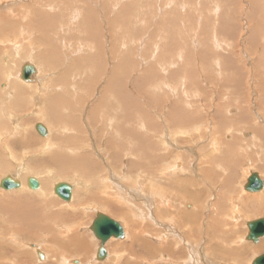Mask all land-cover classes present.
<instances>
[{"label": "bare ground", "instance_id": "6f19581e", "mask_svg": "<svg viewBox=\"0 0 264 264\" xmlns=\"http://www.w3.org/2000/svg\"><path fill=\"white\" fill-rule=\"evenodd\" d=\"M4 1L5 3L0 4V47L2 48L0 49V175L4 170V177H0V183L3 182L4 179L9 178L13 182L17 183V187L5 189L1 185L3 189L0 187V196L4 198L7 195V204H3L4 201H2L0 197V213L6 210L10 216L9 221L16 224L20 228L26 229L28 227L33 230H41L44 227L46 229H51V224H56L55 215L53 213H48L43 216L42 227V225L38 223L39 213L37 210L39 202L41 208H43L44 204L48 202L47 194L49 191H52L56 198L53 203L54 206H57L58 202L70 204L74 199L77 200L79 196H81L82 199L85 197L88 201L91 196L93 198L100 199L98 194L90 195V186H88V188H76V183L80 180L79 184L90 185L93 182L92 179H96L98 181V178H102L106 180V177L109 176L112 185H108L109 183L103 180L99 186V191L104 193L99 208L103 210L108 209L110 213H113L109 215V213L106 214L98 211L96 217H92V213L90 214V219L88 221V224H90L91 227L90 239L95 246V252L97 255L95 262L91 261L90 264H183L181 261L184 260V256L190 255L192 259L185 264H221L218 262V260H221L219 257L208 251L207 248L202 249L201 239L205 240L208 238H205L203 234H201L200 241L197 239L199 231L203 232L207 229L204 223H197L196 217H194L198 215L201 210L203 213V205L198 211L192 210L194 208L196 198L187 187V179L182 180V175H180V168L182 167L175 161V159L180 160L184 155L182 153L175 155L174 148L181 150L186 149L182 140H177L178 135L183 134V132L180 131L179 126H184L195 120L198 121V119H201L200 117H202V112H199L200 116H191L188 113H184V111L187 110L192 103L185 106L186 109L184 110L182 108L183 106L179 104L180 102L178 98H180V90L178 91L177 85H173L174 79L172 80V84L167 82L168 79L170 80V71L167 70L168 72L166 75L165 73L161 74L159 72L158 64L166 63L165 57H163L164 55H161L162 58H160V60L155 58L151 62H148V65L145 67L143 65L146 63L142 64L139 61L140 59H138V57L140 56H138L137 53H140L139 50L143 52L145 45L142 43L144 38L140 32L139 38L138 35H134L136 37L132 38L133 42H135V49L133 48L130 52L121 48L124 46L123 35H125L122 33V24L125 23L121 24V6L116 7L121 3V0H105L102 5V0H100L99 5L98 0ZM200 1L201 0L196 1L197 6H199ZM219 1H217L218 6L220 5L222 7V5H226L223 9L227 15H225V19L223 18L224 20L221 18V26L219 25L220 18L218 19L219 16H216L217 14H213L210 17L211 20L213 19L216 23V29L214 30V37L216 40L215 42H211L213 43V47H217L218 49L223 45L229 47L236 42V36L238 40L240 38L247 39V44L252 52V55L256 54L255 52H259V50L262 51V53H258L259 56L256 62L259 68L264 69V3H253L251 5L252 11H243V7L240 9L238 8L237 10L234 6L233 14L229 15L230 7L232 8L233 6H231L229 2L230 0H222L221 4H219ZM250 1L253 2L255 0ZM14 2H19L20 4H12V7H8L10 3ZM34 3L40 4V9L38 5H36L35 8L31 7ZM217 3L215 2V4ZM92 6H95L96 9ZM220 6L218 8H220ZM62 7H65L66 10L74 9V13L77 15L80 12L81 22H79V26L84 28L87 34L85 37L81 38L76 32H73L67 40L63 39V44L60 43L59 45L58 42L50 40L46 36V32L49 27L56 30H62L68 26ZM75 9L78 11H75ZM143 9H145V7ZM104 11L107 15L106 17L103 16ZM147 11L146 13H148ZM76 14L75 16H77ZM242 15L249 17L248 20L241 19ZM138 18L141 19L140 17ZM182 20L184 24L191 25L190 19H188V16L185 13ZM205 22L206 19L203 23L202 29ZM28 25H31L33 28H30ZM109 27L111 28L112 33L106 31ZM199 27L197 28L201 29ZM43 28L45 31V39H43ZM33 30L40 33L37 37L38 43L35 42L36 39L33 37L34 42L30 44L31 51L26 52L27 47L24 45V40L25 38L27 39L28 36L26 35L27 37H25L24 34L27 33L33 35ZM203 30L205 31L207 29L204 28ZM243 31H245V33ZM219 35H223L224 37H219ZM126 38L130 39V37ZM110 39H112V44L110 43ZM150 40H153V38ZM67 41L74 47L69 49L68 46V48L64 50ZM155 42L156 41L154 40V43ZM82 43H84L86 47L79 48ZM156 44L155 47L157 46ZM235 44L236 45L233 46L234 48L237 45L238 47L240 45L238 41ZM106 45H110L108 50L110 51L109 54L111 57H106V54H104L105 58L103 60L104 56L102 57L99 55L98 46L103 48L104 51H107L105 50ZM93 46L97 47L95 54L91 52L92 50L94 51ZM146 47L147 48L144 53L151 51V45H147ZM218 49L216 50L217 52H219ZM168 50L171 49L169 48ZM183 50L182 58L177 61L180 63H175V65L178 66V68H176L177 70L180 71L182 69L180 73L177 72L178 76L180 74V77L183 76L186 80L190 78L191 81L189 84L182 83L185 79L184 81H179L181 82L182 89L184 90L182 92L187 95V98H185V104H187L188 102H191L188 96H190V93L194 90L193 83L198 85V83L201 82H195V79H193V69L188 71L187 68H183V66L187 65V63H185V59H188L186 58L188 53L183 54ZM234 51L235 49L230 50L229 55L226 53L227 59H233V54L235 53ZM173 52L174 51H172L171 54ZM217 52L216 54H218ZM63 54L65 56H63ZM208 54L199 52V55L202 57V62L205 61V57H208ZM216 54L214 53V55H212L209 59L212 62L215 58L222 65V70L223 68L225 69L223 71L221 70L226 76V78L223 79L224 81H222V83L226 85L222 92L223 97L224 94H233L236 96L235 98L239 97L240 99H243V94L237 92L233 83V70L235 67H239L241 69V63H236L234 61L233 64L230 65L227 62V67H225L222 61H220L221 59L218 60ZM241 55L242 54L239 53V56ZM10 56L12 57L10 58ZM153 56L154 55L151 57ZM22 60H25V62L22 63ZM107 60H110V64ZM106 63L108 64L106 65ZM220 64L217 65L218 70L221 68ZM25 65H32L36 68V73L32 74L28 81L22 79V70ZM43 66L46 67V71H50V75H48L44 80L41 78L44 68ZM52 70L57 73H54ZM214 70L212 71L214 72ZM176 71H171L173 72L172 76L174 78L177 76ZM212 71L210 70V72ZM87 73L90 74V77L94 81L91 82L92 84L90 83L91 80L89 81L85 79L89 78ZM106 76L108 77V81L104 89V91H106L105 97L103 96L101 99L90 104V97L94 94V92H96L98 85L102 84L103 79ZM210 81H213L212 78ZM92 85L96 87L94 88ZM239 85L241 86V84ZM199 86H204V84H199ZM129 88H132V92L129 91ZM143 89H149V92L152 93L149 94L150 97L147 101L148 103L146 102L147 105L149 104L148 108L147 106H142L141 104L143 103H140V101L135 97L136 95L140 97L139 94ZM161 89H166L163 92L161 91V94L166 95L167 93L172 92L174 94L172 98H175L174 102H172L174 103L173 106L171 105L167 111V119L166 115H163L165 114L163 111L161 112L162 114L160 113L159 115L155 113L157 117L150 113L151 111H154V107L156 109H160L158 107L159 104H161L160 102H163V105H161L162 107L165 104L164 102H168L167 98L160 99L159 101V90ZM79 91H83V94L78 93ZM196 92L197 91H195V93ZM161 94L160 96L162 97ZM77 95L81 96L80 100L75 98ZM176 97L178 98L176 99ZM198 99L199 98H197V100ZM260 101L264 107V97H261ZM78 102H81L84 106H86L84 108V112H91L90 114L93 119H98V117L102 116L109 119L103 122L111 124L113 139H117V146L108 148L113 150L112 155L104 153L102 147H99V149L95 148L93 146L94 142L82 137L78 133L71 138L62 137L58 144H69L71 153H78V151L81 153L82 150H85L86 153L80 155L79 158L66 160V158L60 154V150H55L52 146H41L40 152L43 154L41 161L45 160L47 162L45 165L48 167L50 172L55 173V171H59L60 173L58 175H56V173L55 175H51L50 172H46L45 175H47V177L44 179L41 178L40 181L38 176L45 170L25 172L23 157L27 150V144L23 142L20 135L22 127L26 129V123L23 121L24 118H22V115L35 109L38 115L49 113L53 121L61 122L68 119V117L63 115L71 114L74 109L75 111L77 110L75 105ZM22 106H26L28 111L22 112ZM226 110L228 111L227 108L225 111ZM212 116L214 119L218 117V111L212 114ZM204 120H206V118H204ZM245 120L246 116L244 115H234L229 121L234 127L235 124L242 125ZM93 124L96 125L97 121ZM171 125L175 127L173 130L176 132L173 136L169 133ZM43 126L46 128V125ZM46 130L48 132L47 128ZM200 130H202L201 127ZM207 133L210 135L211 140L209 145L212 147V150L215 151L216 146L219 145L213 136L216 131L215 129H212L211 132L207 131ZM11 135L13 138H10ZM258 135L264 138L263 132H258ZM10 139L13 140L11 141ZM75 140L79 141L78 145L72 144ZM111 143H114V140H112ZM201 146L203 147V143L199 144V149H203ZM102 153L104 158L101 155ZM12 157L17 158V160L20 159L19 162L12 160ZM209 159L212 161L213 157ZM64 162H66L68 166ZM114 164L118 167L117 172L115 171L116 174L111 168V166L115 167ZM234 164L236 165V163ZM102 167L111 170H108V172L107 170L98 169ZM206 167H208L206 162L203 164L198 162L193 164V169L196 172L197 178H202L203 173H207L209 171V167ZM123 170L125 171L123 172ZM105 172H108V175H104ZM119 173L123 175L121 176ZM125 175L128 177L126 176V178ZM31 178H35L38 181V189L32 190L29 187V179ZM122 179L123 181L126 179V183L128 185H125ZM120 183H123V185ZM61 184H68L71 186L72 197L70 201H64L56 193V189ZM216 185L217 183L214 184V186ZM86 189L89 191L88 195L82 192ZM206 189L211 191L210 187H207ZM76 190H78V192H76ZM92 190L96 191L97 187L93 186ZM78 194L79 196H77ZM263 195L264 192L263 194L256 192L251 194L249 197L257 199L256 204L258 205V203H261L260 199ZM122 197H124L123 200L125 203L120 202ZM82 199L80 201H82ZM222 202L224 203L223 200ZM251 202L254 203L255 200H251ZM125 204L128 206L125 207ZM16 207L20 210L17 211L13 217L12 213ZM263 209L264 206L261 207L258 212ZM221 210V208L215 209L214 214L219 216L222 214ZM100 213L105 214L119 222L123 227L124 236H111V238L109 237V239L102 244V240L95 235L92 229V225ZM140 216L148 219L149 223H147V231L148 234L153 237V242L142 240V236L139 234V231H145L146 225L144 226V223L142 222L143 218ZM208 217L210 220V226L208 229L211 233V239H217L221 232L220 224H216L215 221L218 220H214L213 216L210 214ZM240 218L243 217L239 216L237 220L239 221ZM74 221L77 223L79 221L82 222L81 215L76 216ZM85 224H87V221H85ZM223 230V233H225L224 228ZM128 234L133 236L129 245H111L112 241H123L128 239ZM227 235L228 237L234 236L231 233H227L226 236ZM65 238L66 237H61L56 239V244L61 249H64L68 243L66 242L67 238ZM25 242L35 244L28 238L25 239ZM186 244H188L187 249H189V251L183 253V250L186 249ZM28 245L30 246V243ZM136 246L138 249H136ZM101 248H104V254L100 255ZM221 248L222 251L232 253V250L228 247L221 246ZM247 249L248 247L238 255L239 260H233L232 263L247 264L244 257L247 253L244 251ZM68 251L72 254H89L88 252L81 250L76 241H72L68 244ZM111 252H116V259ZM124 252H129L132 256L127 257L125 260L124 257H122ZM41 253L44 257L41 254L40 257L42 258V261L39 260L38 263L45 264L48 260V255L43 252ZM52 253L54 257H57V250L55 252L52 251ZM133 254L136 255L135 258ZM263 254L264 253L258 252L257 257ZM257 257L253 258L252 264ZM147 259L148 261L146 262ZM77 261H79V259H74L73 262ZM0 264H2L1 261Z\"/></svg>", "mask_w": 264, "mask_h": 264}, {"label": "rangeland", "instance_id": "374dc122", "mask_svg": "<svg viewBox=\"0 0 264 264\" xmlns=\"http://www.w3.org/2000/svg\"><path fill=\"white\" fill-rule=\"evenodd\" d=\"M149 1L151 2L152 5L150 4ZM196 1L197 0H191V1L190 0H169V1L157 0L156 2V0H144V1L143 0H134V1L133 0H121V3L116 6V7L121 6L120 7L121 18H122L121 24L125 23V24H122V33L125 35H123L124 36L123 37L124 46H122L121 48H123L125 51H130V52L133 48L135 49V45H134L135 42H133L132 38L136 37L137 35L139 38V35H140L139 32H140L144 38L142 43L145 45L143 48V52L139 50L143 56L139 52L137 53L138 56H140V57L136 56L138 57V59H140L139 61L142 64L146 63L145 65H143L145 67L148 65V62H151L155 58L160 60V58H162V56L164 55L163 57H165L166 63L158 64L159 72L161 74L165 73L166 75L167 72L170 71L169 72L170 80L168 79L167 82L169 84H172L173 83L172 80L174 79L173 85L178 86V91L180 90L181 100L178 97H176V99L178 98L180 102L179 104L183 106L182 108L184 110L186 109L185 106L192 103V105L189 106V108L185 110L184 113L186 114L188 113L189 115L194 116V115H199V112H202L203 118L200 117L201 119H198V121L195 120L184 126H179L180 131L183 132V134L178 135L177 140H182L186 149L181 150V149L174 148L175 155H177L178 153H182L184 155L183 158H181L180 160H176L175 155H174V159L176 163L182 167L180 168V175H182L181 177L182 180L187 179V187L196 198L194 208L192 210L198 211L201 209L203 205V213L201 210V212H199V214L194 217H196L197 223L199 224L204 223L207 229L206 231H203V232L199 231L197 239H199L200 241L201 234H203L205 238H208L205 240L201 239L202 249L207 248L208 251L212 252L217 257H219L221 260H218V259L217 260L221 264H229V263L233 264L232 261L239 260L238 255L242 253V251L245 248L248 247V249L244 251L248 253L244 255L245 262H247V264H252V260L253 258L257 257L258 252L264 253V247H263L264 246V236L260 237L259 240L256 242L250 240L249 239L250 229L248 226L250 222L256 219H259V218H264V209L258 212L260 208L264 206V195L260 199L261 203H258V205L256 204L257 199L249 197L251 194H254L256 192H258L259 194H263L264 188L263 190L256 191V192L249 191L246 189V186L248 184V179L253 173H257L259 177L264 181V138L258 135V132L264 133V107L262 105V102L260 101V98L264 97V92H263L264 91V69L259 68L256 62L259 56L258 53H262V51L259 50V52H255L256 54L252 55V52L250 51L248 44H247L248 42L247 39L240 38L238 40L237 36H236L235 43H237L238 41L240 43L239 47L237 45L234 48L233 46H235L236 44L233 43V45H230L229 47L226 45L219 47L220 50L217 47L214 48L213 43L211 42L212 41L215 42L216 40V38L214 37L215 35L214 30L216 29V23L213 19L211 20L210 17L213 14L214 15L217 14L216 16H219L218 19L220 18L219 19L220 23L219 22L218 23L221 26L222 21L220 20H222L223 18L225 19V15H227V13L225 14L224 12L225 10L223 9V7H226V5L225 6L222 5V7L219 5L220 8H218L219 6H218L217 1L219 0H201L199 2V6H197ZM214 1L217 4H215ZM221 1L222 0L219 1L220 2L219 4H221ZM99 2L100 0H98V5H99ZM104 2L105 0H102L101 5ZM229 2L231 6L233 5L232 8L230 7V10L228 6L229 15L230 14L232 15L234 6L237 8V10L238 8L240 9L243 7L242 8L243 11H252L251 5L253 3H256V4H259L260 2L264 3V0L262 1L255 0L253 2H251L250 0H230ZM234 2H235V5H234ZM3 3H5V1L0 0V4H3ZM85 3H88V2H85ZM145 3L147 7L145 6ZM166 3L169 5V7ZM12 4H20V3L14 2V3H10V5L9 4L7 5H9L8 7H12L11 6ZM36 5H38L40 9V4L38 3H34L31 7L35 8ZM143 6L145 7V9H143L144 8ZM92 7L96 9L95 6H92ZM217 9H220V10H217ZM62 11L64 12L63 14L66 17V23H68V26L62 29L63 32L62 30H56L52 27H49L48 31L46 32V36L50 40L58 42L59 45L60 43L63 44V39L67 40V38L73 32H76L81 38L85 37L87 34L86 30L79 26L80 25L79 22H81L80 12L77 15L76 13H74V9L66 10L65 7H62ZM75 11H78V10L75 9ZM146 11L148 13H146ZM215 11H218V12H215ZM132 12L133 13L135 12V13L133 14ZM221 12H224V13H221ZM184 13L188 16V19H190L191 25L183 23L182 18H183ZM75 14L77 16H75ZM103 16L104 17L107 16L105 14V11L103 13ZM138 17H140L141 19H139ZM248 18L249 17H247L246 15H242L241 17V19L243 20H248ZM205 19H206V22L204 24L203 29L205 28L207 30L204 31L202 29V26H203ZM28 26L30 28L32 27L31 25H28ZM197 27L201 29H198ZM197 30L199 31V33ZM33 31H34L33 35L27 34V33L24 34L25 37L28 36L27 39L25 38L24 40V45L27 47L26 52L31 51L30 44L34 42V38L36 39L35 42L38 43L37 37L39 36L40 33L36 32L35 30ZM106 31H108L109 33H112V30L110 27ZM243 32L245 33V31ZM221 36L223 35H219V37ZM126 37H130L131 40ZM151 38H153V40H150ZM43 39H45L44 28H43ZM154 40L156 41L155 43H154ZM110 43L112 44V39H110ZM155 44L157 45L156 47H155ZM147 45L148 46L151 45L150 47L151 51H147V53H144L146 51ZM68 46H69V49L71 47H74L70 42L67 41L64 47V50H66ZM80 47H86V46L84 43H82L79 46V48ZM93 47H94V51L92 50L91 52L95 54V52L97 51V47L96 46H93ZM109 48H110V45H106L105 50L107 51H104L103 48L98 46L99 55L102 57L104 56L103 60L105 58L104 54H106V57L110 56L109 54L110 51L108 50ZM169 48L171 50H168ZM183 48L185 51L183 50ZM0 49L2 48L0 47ZM181 49L183 50V54L188 53L186 55V58L188 59L187 60L185 59V63H187V65L183 66V68H187L188 71L190 69H193V74H194L193 79H195V82H201V83H198V85L196 83H193L194 90L197 92L195 93V91L192 90V92L190 93V96H188L191 102H188L187 104H185V100H186L185 98H187V95L184 92H182L184 90L182 89L181 82H179L181 80L184 81L185 78L183 76L180 77V74L178 76L177 72L180 73L182 69L180 71L177 70L176 68H178V66L175 65V63L176 64L180 63L177 61L180 60L183 56ZM217 49L219 52L216 51ZM234 49H235L234 51L235 53L233 54L234 60L227 59V54L229 55L230 50H234ZM172 51L174 52L171 54ZM39 52H40V49H39ZM199 52H204L206 54L209 53L208 57H205L204 62H202V59H201L202 57L199 55ZM216 52L218 54H216ZM214 53L218 57V60L221 59L220 61H222L225 67H227V64H226L227 62L230 65H232L234 61L236 63L238 62L241 63V69L239 67H235L233 70L234 72L233 83L235 85L234 88L237 90V92L243 94L244 96L243 99H240L239 97L235 98L236 96L233 94H231L232 96L229 94H226V95L224 94V97H223L222 92H223V89L226 87V85L222 83V81H224L223 79L226 78V76H225V73L222 71L225 69L223 68L222 70V65L215 58L212 60V62L210 61L209 58L212 55H214ZM239 53L242 55L239 56ZM152 55L154 56L151 57ZM63 56L65 55L63 54ZM11 57L12 56H10V58ZM21 62L23 63L25 62V60H22ZM107 62L110 64V60H107ZM108 63H106V65ZM218 64L221 65L220 70H218V67H217ZM43 67L44 68H43L42 75H41L42 80H44L48 75H50V71H46L45 70L46 67L45 66ZM210 70L211 71L214 70V72L213 71L210 72ZM171 71H176L177 76L175 78L172 76L173 72ZM53 72L57 73L55 71ZM87 76L89 78H85V79L89 81L91 80L90 83L94 82L93 79L90 77L89 73H87ZM211 78L213 81H210ZM107 81H108V77L106 76L103 79L102 84L98 85L96 92H94V94H92V96L90 97L89 99L90 104L96 100L101 99L103 96L105 97L106 91H104V89L106 87ZM182 83L183 84L191 83L190 78H188L187 80L185 79V81ZM199 84H204V86H199ZM239 84H241L242 87ZM95 87L96 86H94V88ZM164 90L162 89L159 90L160 92L159 101L160 99L167 98L168 102H164L165 104L163 107L161 106L163 105V102H160L161 104L158 103L159 104L158 107L160 109L158 108L156 109L154 107L153 108L154 111L150 110L151 111L150 113L157 117V115H159L163 111V113H165L163 115H166V119H167V116H168L167 111L169 110L171 105L173 106L174 103L172 102H174L175 98L174 99L172 98V96L174 95L172 92H169L166 95L161 94ZM129 91L132 92V88ZM78 93L83 94V91L82 92L79 91ZM150 93L151 92H149V89H146V90L143 89L139 94L140 97L138 95H136L135 97L140 101V103L141 102L143 103L141 104L142 106L144 105V107L147 106L148 108L149 104L147 105L146 102L149 100ZM160 94L162 95V97L160 96ZM75 98L80 100L81 96L77 95L75 96ZM197 98L199 99L197 100ZM226 98H228L229 100ZM75 107L77 108V110L75 111L74 109V111L71 114L63 115L65 117H68V119L63 120L61 122L53 121L49 113L38 115L35 109H33L31 112H28L27 114L22 115V118H24V120L23 119L22 120L26 123V129L22 127V131L20 135V138H22L23 142L27 144V150L24 153V157H23L25 172L45 170L42 174L38 176V179L40 180L41 178L44 179L45 177H47V175L45 174L46 172H50V170H48V167L45 165V163L47 162L45 160L41 161V157H43V154L40 152L41 146H44V147L52 146L55 150H60V154L63 155L66 158V160L67 159L73 160L74 158H79L80 155H83L84 153H86L85 150H82L81 153L79 151L78 153H71L69 144L67 143L58 144V142L61 141L62 137L71 138L78 133L82 137L89 139L91 142H94L93 146L95 148L99 149V147H102L104 153H107L108 155H112L113 150L108 149V148L117 146V139H113V131L111 128V124L103 122L109 119H106L104 116L98 117V119L97 118L93 119L90 114L91 112H84V108L86 106H84L81 102H78L75 105ZM226 108L228 109V111L227 110L225 111ZM21 109H22L21 110L22 112L28 111V108L26 106H22ZM216 111H218L219 116L214 119L212 114L216 113ZM155 113H157V115ZM234 115H244L246 116V120L244 121L242 125L235 124L233 127V125H231V122L229 120ZM204 118H206V120H204ZM95 121H97L96 125L93 124ZM205 121H206V124H205ZM38 124L46 125V128L48 129V132H47L48 134H45V136H42L36 129V125ZM200 127L202 130H200ZM174 128L175 127L172 125L169 128V133L171 136H173L176 133L173 130ZM212 129H215L216 133L213 136L215 137V140L219 143V145L216 146L215 151H213L212 147L209 145L211 140H210V135L207 133V131L211 132ZM10 138H13V136L11 135ZM10 140L12 141L13 139H10ZM112 140H114V143H111ZM107 142H108V145H107ZM200 143H203V147L201 146L203 149H199ZM47 144H50V145H47ZM72 144L78 145L79 141L75 140L72 142ZM101 155L104 158L103 153ZM212 157H213V160L211 161L209 158H212ZM12 160L19 162L20 159L17 160V158L14 157ZM196 162L200 164H203L204 162H206L208 164L209 171L207 173H203L202 178L196 177V172L193 169V164ZM64 163L68 166L66 162ZM234 163H236V165ZM114 165L115 167L111 166V168L113 172L116 174L118 167L116 164ZM98 169L107 170V171L111 170L105 167L98 168ZM124 169H125V166H124ZM124 171L125 170H123V172ZM108 172H105L104 175H108ZM50 173L51 175L52 174L55 175V173L56 175H58L60 172L55 171V173L54 172H50ZM120 173L119 175L122 176L123 174H120ZM69 175H72V174H69ZM126 176L127 175H125V177ZM0 177H4V170L1 172ZM103 180L104 179L102 178H98V181L96 179H92L93 182L90 185L79 184L80 180L78 183H76V188L78 187L88 188V186H90V195L98 194V196L100 197V199H96L91 196V206L88 203V200L87 202L84 201V203H86L87 205L86 206L87 210L84 211L86 213L85 215L84 214L81 215V219H83L84 221H87V224H85L83 228V230L85 231L87 235L89 233L90 224H88V221L90 219L89 217L91 213H92V217H96V214L98 213V211L106 213V214L109 213V215L113 213V212L110 213L108 209L103 210L99 208L101 204L100 203L101 199L104 194L99 191V186ZM104 181H107V183H109L108 185H112V182L109 176L106 177V180ZM123 183H125V185L127 184L126 179L123 181ZM123 183H120V184L123 185ZM215 183H217L216 185L217 187L214 186ZM1 184L2 182L0 183V187H1ZM93 186L97 187L96 191L92 190ZM207 187H210L211 191H208L206 189ZM76 192H78V190H76ZM82 192H84L86 195H88L89 193L88 189ZM77 196H79V194ZM6 197L7 195L4 198L1 197L2 201H4L3 203L5 204H7ZM123 198L124 197L120 199L121 203L122 202L125 203ZM78 199L81 200L82 199L81 196H79L77 200ZM221 199L224 201V203L222 202ZM251 200H255V202L252 203ZM127 206L128 205H126L125 207ZM217 208L222 209L221 210L222 214H220L219 216L214 214V210ZM41 209L42 208L39 202L38 210L40 211ZM209 214L213 216L214 220L216 219L218 220L215 222L216 224L219 223L221 227L220 236L217 239L216 238L211 239V233L209 232V229H208V227L210 226V220L208 217ZM143 216H140V217L143 218ZM239 216H242L243 218H240L238 221L237 219ZM1 218L3 219V217ZM39 220L40 219H38V223L40 224ZM142 222L144 223V226L146 225L145 231H142V230L139 231V234L142 236V240L153 242V237L150 236L147 231L148 230L147 223H149L148 219L144 217ZM223 228L225 229V233H223L224 231ZM35 232L37 231L36 230L30 231L28 233L34 236ZM227 233H231L234 236L228 237V235L226 236ZM132 237L133 236L128 234V239L123 240V241H112L111 245H118V244H120V246L129 245ZM6 242H7V245L4 246L5 239L3 237L2 230L0 229V255H3V251H4V254L7 255L6 257L0 256V261L2 262V264H6L10 259H12L14 257L13 256L14 253L22 252V250L18 246L11 244V242H9L8 239H6ZM48 246L49 245L44 247V249H48ZM221 246L230 248L232 250V253H227L225 251H222ZM185 247L186 249L183 250V253H186L187 251H189V249H187L188 244H186ZM50 248L54 249L55 251L57 250L52 245L50 246ZM12 249L13 251H10ZM136 249H138L137 246H136ZM115 253H112V254L114 258L116 259L117 257L115 256ZM130 254L131 253L129 252H124L122 254V257H124V259L126 260L127 257L132 256ZM33 256H35V254H33ZM64 257H66V255ZM70 257L74 258L78 256L70 255L67 258H70ZM135 257L136 255H134V258ZM23 258L24 256L20 257L18 259V262L20 260L22 261ZM191 259H192L191 255L184 256V260H182L181 262L185 264L186 262H189ZM28 261L29 262L18 263V264H36L35 262L29 259V255H28ZM147 261L148 259L146 260V262ZM255 261L253 264H255Z\"/></svg>", "mask_w": 264, "mask_h": 264}, {"label": "crops", "instance_id": "0c3cea01", "mask_svg": "<svg viewBox=\"0 0 264 264\" xmlns=\"http://www.w3.org/2000/svg\"><path fill=\"white\" fill-rule=\"evenodd\" d=\"M47 197H48V202L44 204L43 208L40 211L37 208L38 213H39V219H40L39 221H40V224L42 225V220H43L42 217L47 215L48 213H53L55 215L56 224H51L52 225L51 229H46L42 225L43 229L41 230L37 229L36 230L37 232H35L34 236L28 233L30 231H35L32 228L27 227L26 229H24V228L18 227L14 223H11L9 221L10 220L9 213L6 210L0 213V229L2 230L3 237L5 239L4 246L7 245L6 239H8L9 242H11V244L18 246L22 250V252H18L14 250L18 253H14L13 255L14 257L10 259L6 264H18V263L29 262L28 255H29L30 260H32L36 264H39L38 263L39 260L42 259L40 257V255L42 254L41 252L46 253L48 255V260L45 264H90L91 261L95 262L97 255L95 252V246L91 242V239H90L91 227L89 226V233L87 235L85 231L83 230L85 221L83 219H82V222L79 221L78 223L74 221L76 216L86 214L84 212L87 210L86 209L87 205L86 203H84V201L87 202L85 197H83L82 201L80 200L76 201V199H74L70 204L58 202L57 206L53 205L56 198L53 195L52 191L48 192ZM88 203L89 204L91 203V198H89ZM19 210L20 209L17 207L14 209L12 213L13 217L15 216L16 212ZM1 217H3V219ZM61 237H66L68 239L67 240L65 238L66 242L68 243L66 244L64 249H61L56 244L57 242L56 239L61 238ZM26 238H28L30 241L34 242L35 244H31V242H25ZM72 241H76V243L79 245V248L83 250L84 252H88L89 254L84 255V254L70 253L68 251V244H70V242ZM29 243H30V246L28 245ZM47 245H49L48 249H44V247H46ZM51 245L57 249L58 251L57 257L53 256L52 251L55 252V250L50 248ZM10 251H13V249ZM33 254H35V256H33ZM21 255L24 256V258L22 261L20 260L18 262V259L22 257ZM65 255L66 257H64ZM70 255L78 256V257L67 258ZM6 256L7 255L4 254V251H3V257H6ZM74 259H79V261L73 262Z\"/></svg>", "mask_w": 264, "mask_h": 264}, {"label": "water", "instance_id": "95a60500", "mask_svg": "<svg viewBox=\"0 0 264 264\" xmlns=\"http://www.w3.org/2000/svg\"><path fill=\"white\" fill-rule=\"evenodd\" d=\"M36 73V68L32 65H25L22 70V79L28 81L32 74ZM37 131L45 136L47 134L46 128L42 124L36 125ZM2 187L5 189H11L17 187V183L13 182L11 179L6 178L2 182ZM29 186L32 189H38L39 183L35 178L29 179ZM264 188V181L259 177L257 173L251 174L248 179V184L246 189L249 191H261ZM71 186L68 184H61L57 189L56 193L64 201H70L72 197ZM250 229L249 239L256 242L260 237L264 236V218L252 221L248 224ZM93 232L97 237L102 240V244L106 242L109 237H123V227L119 222L112 219L111 217L105 214H98L97 219L92 225ZM104 254V248L100 249V255ZM255 264H264V254L257 257Z\"/></svg>", "mask_w": 264, "mask_h": 264}]
</instances>
